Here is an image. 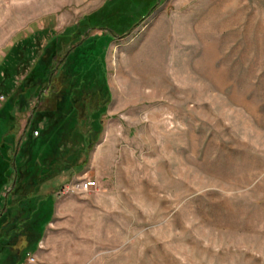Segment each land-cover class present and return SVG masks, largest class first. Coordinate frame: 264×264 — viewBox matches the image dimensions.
<instances>
[{"label": "rangeland", "instance_id": "obj_1", "mask_svg": "<svg viewBox=\"0 0 264 264\" xmlns=\"http://www.w3.org/2000/svg\"><path fill=\"white\" fill-rule=\"evenodd\" d=\"M148 3L0 0L9 15L4 22L0 12V107L13 103L11 150L26 129L39 136L45 120L30 127L32 105L51 104L36 92L55 61L25 96L33 61L65 57L85 19L113 31L106 22L138 19L123 35L74 34L87 32L59 82L80 86L74 122L86 137L99 121L96 138L85 155L82 142L70 147L80 165L67 164L36 196L21 193L25 178L7 201L12 184L0 189V235L15 247L0 246V264H264V0ZM78 178L96 187L62 191ZM20 229L39 237L23 247Z\"/></svg>", "mask_w": 264, "mask_h": 264}, {"label": "trees", "instance_id": "obj_2", "mask_svg": "<svg viewBox=\"0 0 264 264\" xmlns=\"http://www.w3.org/2000/svg\"><path fill=\"white\" fill-rule=\"evenodd\" d=\"M132 3H134L136 0H130ZM156 3V0H149L148 3V10L154 6ZM147 13V12H146ZM146 13H144L140 18H142ZM87 19H85L79 27L75 28V31L68 36L69 40L71 41L76 40L77 45L68 51L67 54H65V57L62 58V55H55L54 58L51 57L49 60L46 56L44 61L41 60L42 65L34 67L36 64V60L33 61L31 65H33L30 69H33L34 72L31 74L32 76L29 77V82H24L22 85L27 86L25 87V93L26 95H29L32 91V89L35 86V82L37 79L42 75L41 69L45 68L50 63H54V65H50L48 69V77L46 80L42 82V84L39 87V91L36 92L37 100H41L44 96L45 99H48L51 104L48 106H44V108H35L37 101L32 105L30 108V115L31 120L29 122L30 127L34 125H37V123H41L40 121L45 120L44 125L42 124L41 128H39V136L35 137L31 134L30 130L26 129V132L24 133L23 138L20 140V142L16 143V150L10 149L11 142L13 140V128H14V121H13V103H11L9 97L6 98L4 106L0 107V132H1V139H0V189L6 184L10 183L12 184V187L7 192L8 194L4 196V201H7V197L11 196L15 192L16 185L18 183L19 179L25 178V183H23V189H21V193L29 194L31 196H36V190L38 189L39 185L46 181L47 179L53 178L55 174H58V171H61L63 169H67L70 165V167H75L80 165V161L76 162L79 152L71 149L70 147L76 145L79 142H82L81 145V152L83 155H85V147H88L90 142L96 138V133L99 128V121H94L90 125L89 131L92 130V133L88 136L84 137V134L80 132L78 129V124L74 122L77 119V111L78 108L72 107V100L71 95L73 91L76 93L81 92L80 86H69L64 85L61 87V81L60 80V74L63 69V65L65 63H68V59L70 57L71 51H74L80 47L82 44L83 38L86 37L87 32H83L81 34L80 39H75L74 34H79V30L84 29H93V28H99L100 30H104L103 32L107 35H117L119 34H125L127 31H129L130 27H133L138 21V19L134 18L133 20L129 21L126 24L122 23L121 25H118L116 23L112 22H106L107 24H111L116 31H113L110 29V27L105 26V24L101 26H88ZM115 24V25H114ZM85 34V35H84ZM21 37L15 39L14 41L19 40ZM55 41H48L47 45L44 49V54L48 50H52V45ZM62 43V42H61ZM16 48V47H15ZM13 48L12 50H14ZM11 50V51H12ZM16 53V49L14 51ZM43 53V52H42ZM47 54V53H46ZM39 55H37V59H39ZM3 72L5 76L7 77V73H11L9 70V66L6 64V66H3ZM8 68V70H6ZM65 69V67H64ZM3 74V75H4ZM55 79V82L53 83ZM21 83V82H20ZM52 85V86H50ZM53 86H57V88L53 89ZM98 87V86H97ZM99 86L98 88H100ZM61 88V89H60ZM60 89V90H59ZM45 93H43V91ZM21 102V101H19ZM45 102V101H44ZM84 103V102H83ZM82 104V102H81ZM60 105L59 107L61 109L54 110L57 108L56 106ZM83 105V104H82ZM64 109V110H62ZM73 112V115H72ZM12 114V115H11ZM75 115V116H74ZM12 118V119H11ZM46 120H48L46 122ZM29 125H26L25 128H27ZM37 133V131H36ZM59 149L58 154L56 153ZM23 158V159H22ZM22 159V160H21ZM69 164V165H67ZM67 165V166H66ZM26 196V195H24ZM31 198V197H29ZM16 201V200H15ZM10 202V201H9ZM9 208V207H8ZM21 211V209H17ZM15 210V211H17ZM41 210H34L32 213L37 220L36 222L40 221L41 219ZM35 222V221H34ZM1 229V226H0ZM26 229V228H25ZM21 230V231H20ZM21 235H25L24 238L28 236L27 244L23 245L29 246L33 241H35L39 237L40 229H38L36 232L27 231L24 229H20ZM20 233L17 235L20 236ZM4 238L0 235V238ZM4 243L0 241V246H8L10 251L13 252L15 250L14 244L13 245H7L5 243L6 239L4 238ZM22 247V248H23Z\"/></svg>", "mask_w": 264, "mask_h": 264}, {"label": "built area", "instance_id": "obj_3", "mask_svg": "<svg viewBox=\"0 0 264 264\" xmlns=\"http://www.w3.org/2000/svg\"><path fill=\"white\" fill-rule=\"evenodd\" d=\"M36 134V132H33ZM96 187L95 181L87 178H78L67 186H65L62 191L63 192H85ZM32 259V258H30Z\"/></svg>", "mask_w": 264, "mask_h": 264}, {"label": "bare ground", "instance_id": "obj_4", "mask_svg": "<svg viewBox=\"0 0 264 264\" xmlns=\"http://www.w3.org/2000/svg\"><path fill=\"white\" fill-rule=\"evenodd\" d=\"M9 3H10V2H9ZM13 3H14V2H13ZM15 4H16V3H15ZM16 6H17V5H16ZM18 7H19V6H18ZM18 7H17V8H18ZM11 8H12V10H14V11L16 10V8H15L14 5H10V7H9L8 9H11ZM5 9H6V6L0 10L2 16L4 17V22H6V21L8 20V17H9V15H7V12H6V14L3 13V11H5Z\"/></svg>", "mask_w": 264, "mask_h": 264}]
</instances>
